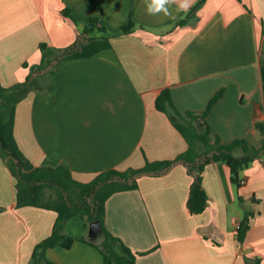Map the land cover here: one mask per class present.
Masks as SVG:
<instances>
[{
    "label": "crops",
    "instance_id": "0c3cea01",
    "mask_svg": "<svg viewBox=\"0 0 264 264\" xmlns=\"http://www.w3.org/2000/svg\"><path fill=\"white\" fill-rule=\"evenodd\" d=\"M199 1L188 0L190 7L177 11L175 0L165 15L149 13L150 0H0L4 87L25 81L41 63V43L71 46L92 17L103 21L107 32L99 35L110 37L112 46L66 60L48 79L53 92L32 91L17 105L15 136L28 159L37 167L65 164L77 180L91 182L110 169L176 158L188 144L156 108L165 88L183 114L205 111L223 92L208 117L209 141L247 139L259 147L264 0H207L178 25ZM130 20L137 26L125 34ZM203 178L209 204L198 215L188 207L193 177L182 164L141 177L138 190L108 200L106 227L136 253V264H264V157L242 172L240 189L224 163L208 165ZM0 208V264H33L35 247L52 234L58 215L17 207L16 180L1 156ZM247 213L254 216L242 244L237 230ZM79 218L66 224L65 233L76 238L72 247L46 249V261L104 264L99 225L86 228Z\"/></svg>",
    "mask_w": 264,
    "mask_h": 264
},
{
    "label": "trees",
    "instance_id": "16d2710c",
    "mask_svg": "<svg viewBox=\"0 0 264 264\" xmlns=\"http://www.w3.org/2000/svg\"><path fill=\"white\" fill-rule=\"evenodd\" d=\"M206 1L200 0L188 16L177 24H187L189 18L195 16ZM64 14L74 19L69 10H64ZM136 26L130 20L123 31L125 34L131 33ZM105 32L107 27L103 21L92 17L71 46L59 49L41 43V63L31 67L25 81L11 87H4L0 83V156L6 160L16 180L17 207H38L53 210L58 215L52 234L35 247L33 264H58L46 261L43 253L48 248L72 247L76 238L65 231L67 222L76 217L86 221V226L98 222L104 241L97 247L103 255L104 264H136V253L121 238L113 235L105 224L107 202L114 194L138 190L141 177L162 176L182 164L193 177L188 207L192 214L198 215L204 213L209 204V196L203 184V174L208 165L227 164L231 169L233 184L240 189L243 185L242 172L255 160L264 157L263 122L255 125L263 137L259 147L247 139H236L230 143L218 139L214 144L209 141L212 129L208 117L223 92L214 96L205 111H188L183 114L173 100L171 89L165 88L156 98V108L169 117L188 144L187 150L176 158L155 161L146 159L145 165L139 168L110 169L99 173L91 182L77 180L65 164L48 161L35 166L21 150L15 136L17 105L32 91L53 92L54 85L48 84V79L57 73L66 60L90 58L111 48L110 37L99 35ZM261 73L264 86V51ZM253 216L254 213H247L240 222L237 239L242 244L251 228ZM79 239L84 240L83 237Z\"/></svg>",
    "mask_w": 264,
    "mask_h": 264
},
{
    "label": "clouds",
    "instance_id": "9594fccd",
    "mask_svg": "<svg viewBox=\"0 0 264 264\" xmlns=\"http://www.w3.org/2000/svg\"><path fill=\"white\" fill-rule=\"evenodd\" d=\"M175 0H150L148 5V12L151 14H158L163 12L165 15H171L168 5L174 3ZM190 7L188 0H180L177 11H186Z\"/></svg>",
    "mask_w": 264,
    "mask_h": 264
},
{
    "label": "rangeland",
    "instance_id": "374dc122",
    "mask_svg": "<svg viewBox=\"0 0 264 264\" xmlns=\"http://www.w3.org/2000/svg\"><path fill=\"white\" fill-rule=\"evenodd\" d=\"M80 220H82L81 218H79ZM69 222V221H68ZM68 222H67V224H68ZM83 223H85L84 225L86 226V221H82ZM69 225V224H68ZM84 225H83V227H84ZM91 225L92 226H96V222L95 223H90V224H88V226H86V228L88 227L89 228V226L91 227ZM85 228V229H86ZM77 229L78 228H74L73 230H75V232H78L77 231ZM93 229H96L97 230V228L96 227H93ZM80 230V229H79ZM91 230V229H90ZM88 231V230H87ZM87 231H86V233H87ZM98 236L96 237V240L98 241V243H100L98 246H101V243L103 242V240H104V236H103V233H101V232H98V234H97ZM72 236V235H71ZM74 237V236H73ZM96 241V242H97Z\"/></svg>",
    "mask_w": 264,
    "mask_h": 264
},
{
    "label": "water",
    "instance_id": "95a60500",
    "mask_svg": "<svg viewBox=\"0 0 264 264\" xmlns=\"http://www.w3.org/2000/svg\"><path fill=\"white\" fill-rule=\"evenodd\" d=\"M99 224H98V222H96V226H98Z\"/></svg>",
    "mask_w": 264,
    "mask_h": 264
},
{
    "label": "built area",
    "instance_id": "2783aa9c",
    "mask_svg": "<svg viewBox=\"0 0 264 264\" xmlns=\"http://www.w3.org/2000/svg\"><path fill=\"white\" fill-rule=\"evenodd\" d=\"M238 228H239V226H238Z\"/></svg>",
    "mask_w": 264,
    "mask_h": 264
}]
</instances>
